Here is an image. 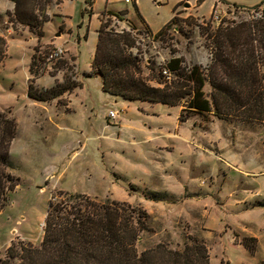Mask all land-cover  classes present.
I'll return each mask as SVG.
<instances>
[{"label":"rangeland","instance_id":"374dc122","mask_svg":"<svg viewBox=\"0 0 264 264\" xmlns=\"http://www.w3.org/2000/svg\"><path fill=\"white\" fill-rule=\"evenodd\" d=\"M226 1L230 5L220 2L214 8L219 15L214 21V12L208 14L217 0H204L198 12L185 0H140L141 11L154 30L168 22L172 7L182 2L174 11L171 28L162 34L127 22L121 15L109 16L106 10L99 20L107 23L108 31L118 33L122 28V33L129 35L132 45L122 46L136 58L143 79L157 86L152 77L158 76L172 58H180L183 65L206 67L212 59L211 42L217 27L264 19L263 7L253 10L232 6L254 7L264 0ZM59 2L26 0L22 6L24 16H34L37 22L46 16L51 22L45 27L34 23V28H25L13 16L0 24V112L13 118L17 126L9 149V172L16 187L0 211V259L5 258L11 244L19 241L40 245L47 204L56 193L65 192L144 210L149 215V231L140 234L138 252L157 245L181 251L196 239L203 240L209 264H264V244L247 241L252 238L250 229L257 232L264 227V208L244 213L233 205L238 196L249 195L248 180L236 173L238 167L245 168V176L252 178L251 190L256 191V184L264 198V180L256 181L263 175L258 151L264 149V121L194 113L182 101L165 111L168 114L155 112L169 125H177L175 133L181 132L177 117L191 120L190 131L184 132L189 141L180 146L158 145L156 139H147L143 128L135 137L128 135L132 128L120 134L114 123L128 120L135 113V105L104 94L97 79L84 80L87 73L79 71L76 53H72L77 48V35L83 42L89 24V7L84 0H67L60 7L67 15L65 24L70 33L59 42L63 44L58 47L63 50L60 60L46 59L57 48L51 43L53 39L66 30L64 23L57 28ZM135 2L128 5L118 0L113 7H127L132 14ZM103 9L104 0H97L94 13L100 14ZM96 25L93 17L90 30ZM80 45L79 67L85 69L92 45ZM65 49L71 50L66 53ZM260 72L264 75L263 66ZM162 76L168 74L162 71ZM68 82L79 87L59 99L38 102L27 96L28 86L33 93L47 95L45 91ZM261 84L264 87V76ZM210 91L206 83L205 94L209 96ZM109 111H118V118H108ZM153 136L160 135L155 132ZM237 186L246 187L242 190ZM261 202L258 206L264 207V200ZM254 205L247 199L241 209ZM262 232L257 234L263 243Z\"/></svg>","mask_w":264,"mask_h":264},{"label":"trees","instance_id":"16d2710c","mask_svg":"<svg viewBox=\"0 0 264 264\" xmlns=\"http://www.w3.org/2000/svg\"><path fill=\"white\" fill-rule=\"evenodd\" d=\"M9 1L14 4V10L7 16H13L19 24L34 28V23L39 26L48 21L46 16L40 22L34 16H24L21 8L26 0ZM87 4L90 6L91 2ZM263 5L264 1L254 7L232 4L235 8L253 10ZM106 14L124 15L112 11ZM173 21L174 17L157 34L170 29ZM107 27L101 19L91 72L84 74L86 78L99 77L104 93L126 101L169 107L184 101L190 112L212 113L220 118L239 115L264 121L261 84L264 75L260 72V66L264 67V51L260 53L264 50V19L217 27L211 42L212 59L206 67L183 65L180 58H172L162 66L158 76L152 77L157 86L143 79L136 58L122 46L132 45L129 35L110 32ZM34 57L29 67L31 73ZM162 71L168 76H162ZM206 83L211 87L209 96L204 92ZM77 87L79 84L73 82L55 85L44 95L33 93L28 86L27 96L34 101L49 102ZM187 119L179 116L180 122ZM16 131L15 120L0 112V211L16 187V180L9 172V149ZM56 194L47 204L40 245L35 247L21 241L11 244L0 264H209L203 240L192 239L181 251L157 245L138 252L136 244L140 234L149 231V215L140 208L108 199L100 202L85 195ZM247 241L256 240L248 238Z\"/></svg>","mask_w":264,"mask_h":264},{"label":"crops","instance_id":"0c3cea01","mask_svg":"<svg viewBox=\"0 0 264 264\" xmlns=\"http://www.w3.org/2000/svg\"><path fill=\"white\" fill-rule=\"evenodd\" d=\"M67 0H61V2H59L56 6H57V9L58 10V14H56V20L59 21V24L57 25V28L59 29L60 25L62 23H64L65 27H66V30L60 32V36L57 37L56 39H53V41L51 42L52 45H54L55 47H63V44L59 43L61 40L64 41V38L69 36V33H70V30L68 29L67 25L65 24L66 22V19H67V15L66 14H63L61 13L60 11V7L64 4V2H66ZM87 1H90L91 2V5L89 6L87 4ZM97 0H84V2L88 5L89 9L87 11L88 13V16H89V24L90 22L92 21L93 17H96V20H97V25L95 27V29H93L92 31L90 30V26L88 24V27H87V30H86V33L85 35L82 37V40L83 42L81 41V37L80 35L78 34L77 35V40H76V51L72 52V53H76V63H77V68L79 69V71L81 73H89L91 71V65H92V61H93V57H94V53H95V47H96V44H97V30L100 26V20H99V16H101V14L106 10V11H112V12H122L124 15L123 17L126 19L127 22H137L138 24L140 25H143L145 26L147 29H149L152 33H156L158 32L164 25H162L161 27H159L157 30H154L151 25L149 24L147 18L144 16V14L142 13L141 11V7H140V0H137L135 2V4L132 6V14H130V11L127 7H123V8H120V9H116L114 8V4L118 1L116 0H104V9L100 12V14H96L94 13V5L96 3ZM122 0H120L121 2ZM186 2H189L190 5L192 6V8L195 9V12H198V10L202 7V4L204 3V0H185ZM220 2H222L224 4V6H228L230 5V3L226 0H217V3H214V5H211L210 6V9H209V14L210 15L213 11V9L215 7H217V4H219ZM182 2L174 5L171 9V17L169 19V21L174 17V8H178L179 5H181ZM264 8V5L261 6ZM14 10V4L9 1V0H0V24L2 23H5V19L7 17V13H12ZM51 21H47L46 23H44V27L46 24H49ZM27 26H25L26 28ZM28 28V27H27ZM55 36L57 34H54ZM93 35V36H92ZM86 44V45H92L91 48H89V51H88V61L85 62V66L86 68L85 69H81L79 67V56L81 55L78 51L79 47L81 46L80 44ZM66 50V53H69L71 49H65ZM74 50V49H73ZM74 56V57H75ZM84 75V74H83ZM93 79H97L99 80L100 82V88L102 86V83H101V79L99 77H92ZM88 79H91V78H87V79H84V80H88ZM39 79H37L38 81ZM83 80V81H84ZM102 91V89H101ZM103 92V91H102ZM104 93V92H103ZM106 94L107 96H109L110 98L112 99H117V100H121L125 103H129V104H133L135 105V113L129 117L128 120H121L117 123H114V127L117 129V131L120 132V134L122 133H127L128 132V128H132L134 130L132 131H129L128 132V135H130V137H135L137 136V134H141V133H138V132H141V128L144 129V133L147 136V139H156V142L158 145H161V143H166L170 146H176V145H181V143L183 144V141H189V138H187V136L184 134L185 131H190L189 129V125H190V119L186 120L185 122H180L179 121V117L176 118V122L179 123V131L181 132H177L175 133V129L177 130V125L176 124H168V122H165V120L162 119L161 115L159 114H155L156 113H165V114H168L167 112L165 111H168L169 108H172V107H169V106H166V105H162V104H153V103H148V102H140V101H126L122 98H119V97H116V96H112V95H109L107 93H104ZM116 103V101H114ZM117 112V117L115 119L118 118L119 116V112L118 111H115ZM150 118H154L153 120H151ZM114 120V119H113ZM118 121V120H117ZM171 123V122H170ZM166 126V127H165ZM193 126V124H192ZM171 130V131H170ZM159 133L160 136H153V133ZM167 136L168 139H164L162 137H165ZM254 136V135H253ZM251 140H253L254 138H249ZM259 153V157L261 159V162H263V171H262V176L259 177V178H256V181L257 180H264V149L261 150V151H258ZM245 168H237V174L241 175L243 179H247L248 181V186H237L238 189L242 188V190H244V188L246 187L247 189V192L249 195L247 196H243V198H241L240 196H238L236 199H235V202H233V205L235 206L236 208V211L238 212H244V213H252L253 211H258L260 209H263L264 207H261V206H258L257 203H262V199L264 200V198L262 197V192L261 190H259V188L257 187V185L255 184V188L256 191H252L251 188H252V178L250 176H245L246 172L245 170H243ZM245 192V191H243ZM247 199H250L252 201V203H255V205L253 207H251L250 209H246V210H243L241 209V205L245 203V201ZM250 225H253V223H250ZM246 230H248L247 227H245ZM244 228V229H245ZM250 233H251V237L254 238L256 240L257 243H259V246L260 244H264V240H263V243L261 241V238L260 236L257 234L258 232H261L263 231L262 233H264V227L262 229H257V232H252L251 229L249 230ZM264 238V234L262 236ZM264 246V245H263ZM258 253H259V249H258ZM263 261V260H262Z\"/></svg>","mask_w":264,"mask_h":264},{"label":"built area","instance_id":"2783aa9c","mask_svg":"<svg viewBox=\"0 0 264 264\" xmlns=\"http://www.w3.org/2000/svg\"><path fill=\"white\" fill-rule=\"evenodd\" d=\"M136 0H123V3L131 5L132 3H134ZM214 10V9H213ZM214 15H213V20L214 21H218L219 20V15L217 14V10L213 11ZM118 33H122V28L118 29L117 31ZM63 55V50L61 48H55L53 49L49 54L46 55V59L48 62H55L56 60H60V58ZM107 117L110 119H114L117 117V112L115 111H109L107 114Z\"/></svg>","mask_w":264,"mask_h":264}]
</instances>
